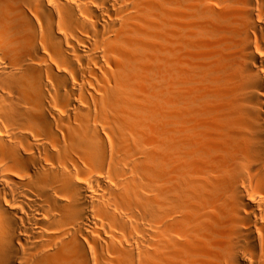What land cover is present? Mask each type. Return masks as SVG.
I'll return each mask as SVG.
<instances>
[{"label": "bare ground", "instance_id": "obj_1", "mask_svg": "<svg viewBox=\"0 0 264 264\" xmlns=\"http://www.w3.org/2000/svg\"><path fill=\"white\" fill-rule=\"evenodd\" d=\"M0 264H264V0H0Z\"/></svg>", "mask_w": 264, "mask_h": 264}, {"label": "rangeland", "instance_id": "obj_2", "mask_svg": "<svg viewBox=\"0 0 264 264\" xmlns=\"http://www.w3.org/2000/svg\"><path fill=\"white\" fill-rule=\"evenodd\" d=\"M258 196L260 197V195H258ZM259 197H258V198H259ZM256 203H257V202H256Z\"/></svg>", "mask_w": 264, "mask_h": 264}]
</instances>
